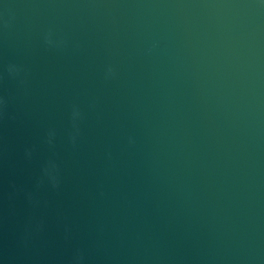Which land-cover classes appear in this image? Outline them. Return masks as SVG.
<instances>
[{
  "label": "water",
  "instance_id": "95a60500",
  "mask_svg": "<svg viewBox=\"0 0 264 264\" xmlns=\"http://www.w3.org/2000/svg\"><path fill=\"white\" fill-rule=\"evenodd\" d=\"M0 264H264V0H0Z\"/></svg>",
  "mask_w": 264,
  "mask_h": 264
}]
</instances>
